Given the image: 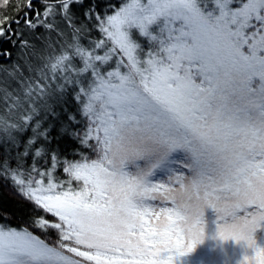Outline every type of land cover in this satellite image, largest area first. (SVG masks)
<instances>
[{
  "label": "snow or ice",
  "instance_id": "snow-or-ice-1",
  "mask_svg": "<svg viewBox=\"0 0 264 264\" xmlns=\"http://www.w3.org/2000/svg\"><path fill=\"white\" fill-rule=\"evenodd\" d=\"M42 2L31 18L0 21L28 73L19 63L0 67V100L21 117L18 125L0 117L8 134L0 151L8 140L16 146L9 128L34 125L25 155L35 149L50 161L27 173L0 163V177L42 210L28 223L43 235L0 222V264H182L205 238L206 209L219 240L243 242L240 264H264V0L89 6L83 16L103 38L38 66L33 41L47 40L38 29L55 31L59 18L74 37L87 30L73 11L84 0ZM68 84L86 123L61 133L87 151L61 161L45 144L53 129L41 114H55Z\"/></svg>",
  "mask_w": 264,
  "mask_h": 264
},
{
  "label": "trees",
  "instance_id": "trees-1",
  "mask_svg": "<svg viewBox=\"0 0 264 264\" xmlns=\"http://www.w3.org/2000/svg\"><path fill=\"white\" fill-rule=\"evenodd\" d=\"M49 3L52 0H48ZM119 0H84L83 7H75L73 11L75 15L84 22L86 25V31L81 32L77 36H73V29L63 22L59 18L56 19L55 23L57 28L55 31L49 33L47 30L40 28L37 30V36L43 34L47 40H34L33 42L36 45L37 58H31L33 63L42 66L45 63L49 62L50 57H54L60 54L61 51L71 52L72 49L69 48V45H74L79 41L83 46L91 48L97 41L103 38V34L99 31L96 26V21L94 17H89L85 19L83 13L86 12L91 6L95 12L105 13L108 12L109 4H117ZM33 9L29 10L25 7L26 0H7L5 5V0H0V21L5 18L9 22L22 18L24 13L29 12V17L31 18L34 11L43 12L44 4L42 0H32ZM13 29L17 28L16 24H12ZM21 29H23V20L21 19L20 24ZM13 40H17V44L11 43V41L0 37V67L8 68L11 71V65L21 64V71L25 72V75H28L26 68L23 66L24 62L19 59V47H18V38L13 36ZM50 44L51 47L47 45ZM100 54H103L102 49H98ZM7 52L9 55H3L2 53ZM77 67L79 63L74 61ZM74 75V73H73ZM3 77V73H0V78ZM72 77L70 76L69 79ZM59 83H63L61 80ZM53 85L57 84V81H52ZM13 88L16 87V84L13 83ZM72 85L68 84L65 86L63 92V101L58 104H53L55 108L54 115L43 116L41 119L42 127L47 126L49 129H53L52 135L49 136L48 140L45 141L48 149L51 152H55L61 161L65 159H79L81 152H86L85 149L77 139L73 138L70 135L61 133V129L68 127L72 129L76 125L79 129H83L85 126V121H83L79 115L78 111V102L74 99V93L71 91ZM11 90V89H10ZM0 117H3L8 125L11 124H20L21 117L16 109H9L6 106V103L3 100H0ZM69 117H75V120H70ZM3 124H0V144L5 142L7 133L3 131ZM31 125L30 127L25 128L24 131H19L18 129L9 128L8 131L16 139V146H11V140H8L9 147L4 148L0 151V163L7 161L11 168L16 169L17 165L21 166V171L27 173L35 166L37 169L44 170L50 167L49 159L44 156L40 158H35L31 153L35 149L30 150L29 155H25V147L27 145V140L32 138ZM57 172L61 178L64 177V174L61 169H57ZM42 214V210H39L35 205L27 200L26 197L12 184L8 179L0 177V222H9L12 227H28L29 231H32L36 235H43L41 230L29 226V221L33 219L36 215ZM51 243H55L57 236L55 230H52L50 233Z\"/></svg>",
  "mask_w": 264,
  "mask_h": 264
},
{
  "label": "rangeland",
  "instance_id": "rangeland-1",
  "mask_svg": "<svg viewBox=\"0 0 264 264\" xmlns=\"http://www.w3.org/2000/svg\"><path fill=\"white\" fill-rule=\"evenodd\" d=\"M205 238L182 264H240L245 253L243 242L221 241L217 238V216L211 209L205 210ZM258 242L264 245V230L257 232Z\"/></svg>",
  "mask_w": 264,
  "mask_h": 264
}]
</instances>
